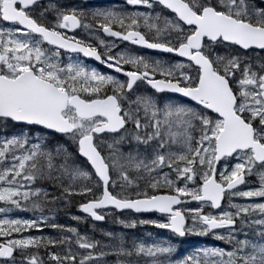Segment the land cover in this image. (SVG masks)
Here are the masks:
<instances>
[{"label": "snow or ice", "instance_id": "6c2138e0", "mask_svg": "<svg viewBox=\"0 0 264 264\" xmlns=\"http://www.w3.org/2000/svg\"><path fill=\"white\" fill-rule=\"evenodd\" d=\"M110 256L264 264V0H0V264Z\"/></svg>", "mask_w": 264, "mask_h": 264}, {"label": "rangeland", "instance_id": "374dc122", "mask_svg": "<svg viewBox=\"0 0 264 264\" xmlns=\"http://www.w3.org/2000/svg\"><path fill=\"white\" fill-rule=\"evenodd\" d=\"M78 4H83L79 0L73 1ZM113 0H92V6H100V7H105L109 6ZM118 2H122V0H118ZM87 5V4H84ZM253 181L255 178H252ZM82 197H76L73 200V203L71 206L66 207L63 211H59L56 214V220L55 222L65 224V225H72L78 227L79 231L84 233L88 232V224L87 223H80L77 224L76 222L72 221L69 219L68 213L71 214H76V215H81L76 207V201L82 200ZM12 215L14 216H21L24 218H27L30 216L29 213H13ZM146 218H157L155 215L153 216H148ZM103 228L106 230H111V231H118L121 232L122 234L126 235V237L131 240V239H144L146 241H150L151 238L147 237L145 233L151 232L154 236V238L157 239H163V240H168L173 243V245L176 247V252L175 256L176 257H181L184 254L192 251L196 247H203L205 245H213V246H220V247H227L220 241H215L211 237H198L195 235H188L184 239H178L175 236H173L170 232L164 231L163 229H156L151 226H144L143 228L137 227L135 229H123L120 225H117L114 223L112 219H108L105 221L104 224H98V228L96 232L91 233L92 235H95L97 238L102 239V237L99 235V229ZM32 235H54L55 233L53 232L52 229L45 227L43 229L42 233H37L35 230H31ZM109 261V264H113L115 258L114 257H108L107 258Z\"/></svg>", "mask_w": 264, "mask_h": 264}, {"label": "flooded vegetation", "instance_id": "af4514ba", "mask_svg": "<svg viewBox=\"0 0 264 264\" xmlns=\"http://www.w3.org/2000/svg\"><path fill=\"white\" fill-rule=\"evenodd\" d=\"M73 1H75V0H73ZM79 1L82 2L83 4H87V5L92 6V0H79ZM101 35H102V33H101ZM105 39H108V38H105ZM129 47H131V46H129ZM113 51H115V50H113ZM143 51H147V50H143ZM88 63L95 65L99 70H101L103 72L109 71L108 69L104 68L102 65H99V64H96V63H93V62H88Z\"/></svg>", "mask_w": 264, "mask_h": 264}, {"label": "water", "instance_id": "95a60500", "mask_svg": "<svg viewBox=\"0 0 264 264\" xmlns=\"http://www.w3.org/2000/svg\"><path fill=\"white\" fill-rule=\"evenodd\" d=\"M88 62H93V63H96L95 61H93V60H89ZM81 215H83L82 213H80ZM145 217H147V216H152V215H155V214H143ZM97 224H101L100 222H96ZM105 222H103L102 224H104ZM165 231H167V230H165ZM175 236V235H174ZM175 237H177V236H175ZM177 238H179V239H182V238H180V237H177ZM184 238V237H183Z\"/></svg>", "mask_w": 264, "mask_h": 264}]
</instances>
